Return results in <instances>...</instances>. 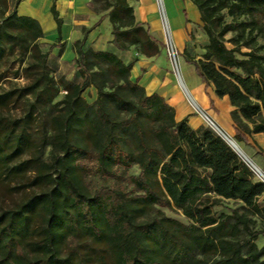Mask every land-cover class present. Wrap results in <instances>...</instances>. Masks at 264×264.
<instances>
[{
  "label": "trees",
  "instance_id": "1",
  "mask_svg": "<svg viewBox=\"0 0 264 264\" xmlns=\"http://www.w3.org/2000/svg\"><path fill=\"white\" fill-rule=\"evenodd\" d=\"M1 2L10 10L9 0ZM20 2L0 20V62L16 49L29 52L26 72L33 81L23 89L0 92V110L30 98L23 120H0V179L6 166L32 146L27 128L39 102L52 103L59 94L49 66L56 45L41 42L45 32L38 20L18 15ZM108 2L115 48L127 52L135 46L143 56L159 55L162 44L151 36L149 24L137 21L129 0ZM192 2L209 42L203 56L189 62L206 91L214 87L253 126L254 134H264V54L249 47L243 51L236 38L229 48L225 36L242 30V23H225L221 15L226 8L243 7L264 13V0ZM51 13L61 39L63 20L56 0ZM74 46L76 75L59 84L65 95L55 103L58 113L51 121L50 163L41 162L37 169L39 182L48 189L0 216V241L8 252L19 247L16 237L28 232L29 219L37 213L45 227L35 246L45 256L27 264H71L58 258L69 233L84 234L89 246L99 248L97 263L82 259L77 264H264V245L256 244L264 228L252 225L254 218L264 220V182L212 128L194 129L187 118L177 121L176 109L165 97L149 95L132 81L134 63L111 51H96L86 38ZM3 80L0 73V86ZM91 87L97 90L92 104L83 96ZM236 137L245 140L239 130ZM135 166L139 173L128 174ZM92 174L120 184L89 192L84 183ZM221 201L240 208L217 218L213 206ZM157 207L181 211L189 224L161 211L142 220Z\"/></svg>",
  "mask_w": 264,
  "mask_h": 264
},
{
  "label": "rangeland",
  "instance_id": "2",
  "mask_svg": "<svg viewBox=\"0 0 264 264\" xmlns=\"http://www.w3.org/2000/svg\"><path fill=\"white\" fill-rule=\"evenodd\" d=\"M183 1L185 4V10L183 12L181 11L180 15L177 16L176 14L173 15L171 11L175 10L176 12V10H178L176 6L170 0H163L162 4L167 21H165L163 8L159 4L158 0H129V4L133 7L137 20L143 9L147 8L151 14L154 13L155 20L158 22L162 31V35L160 37L162 46L160 48L157 62L155 63L153 61L154 65L149 68V70L152 72L150 77L153 78L155 76L154 78H160L162 75H165L161 82H163L164 87L166 86V94L168 96L178 94L180 97L186 100V102L193 106L194 104L187 96L185 89L188 88L192 94H195L196 92L202 91L205 87V84L197 76L194 66L191 65L189 61L200 59L203 56L205 47L209 40L204 31V24L202 21L199 25L192 28L191 30L186 28L187 23L185 18H187L190 13V9L187 6L193 4V2L192 0ZM108 3V0H95L93 9L99 14L103 13L107 8ZM226 3L233 5L231 0H226ZM9 5L10 10L7 11L0 0V20L3 15H6L14 10L15 5L11 3H9ZM196 11L197 15H199L198 9ZM221 15L223 16L225 23H242V30L238 32H229L225 36V40L229 48L234 47V44L231 41L232 39L236 38L237 41L241 43L240 45L243 51H248V48L246 47H249L253 48V50L259 54H264V13H251L250 11H247L245 7H243L242 9L232 10L226 8L221 11ZM175 20L178 22L179 25H177V27L181 32V37H179V39L175 34V27L173 26V22ZM167 26L170 29V34L167 31ZM244 29L245 32H242ZM170 40L176 46L179 54L178 62L184 86H182L180 83L177 71L175 72V66L169 58L168 43ZM47 42H50V39H48ZM99 47L103 48V46ZM46 48L47 47H45V49ZM106 49L112 51L115 50L113 46L111 48L108 46ZM130 49L132 53H138L140 55L138 50L139 47L134 46ZM23 51L24 50L16 49L14 52L9 53L8 56L0 62V73L4 75V80L0 86V92L13 89H23L33 81V78L26 72L30 54L29 52ZM23 53H25V56H23ZM117 53H120V51H117ZM68 60L69 64L73 63L71 58ZM51 70L53 76L58 82L57 86L59 87V94L52 103H49L47 99H42L39 102L38 109L33 114L31 126L27 128L32 146L26 149L22 155L14 160V162L6 166L3 171L2 177L0 179V216L7 211L21 208L22 205L25 204L30 198L48 189V185L46 183L39 182L37 178V169L41 162L50 163L52 148L50 143L53 140L54 135L51 129V121L52 118L58 113V110L55 108V103L65 95V89L59 84L62 78H67L69 75H71L70 72H67L66 76H61V74L57 73L53 69ZM165 77L172 79L173 82H167ZM208 92L213 94L212 88H209ZM83 96L88 103L92 104L97 99V90L91 87L86 90ZM28 101H30L29 97L21 98L17 103H13L9 109L0 110V120L4 123L6 122L7 124H9V121L19 119L23 120L25 115L28 113L30 103ZM217 108L219 110L217 116L212 111H209L205 114H207L214 124L228 137L235 139L230 128L233 126L235 121L233 113L237 111L229 103L228 99L218 100ZM181 109V106H179V117L181 115ZM197 112L202 123L218 133L198 109ZM22 125L23 124H20L21 127ZM262 158H258L253 162L255 164L258 163L263 167V170L261 171L264 174V159L261 160ZM251 169L254 172L256 178L264 182L263 177L254 168ZM139 171V168L135 166L133 169L128 171V174L137 175ZM119 184L120 183L115 180L102 179L94 174L86 177L84 183L89 192L92 193L101 187L111 189L118 187ZM126 185L127 184H125V186ZM128 189L129 191L132 190L130 187ZM261 205H264V200L261 202ZM233 208H240V204L232 201H221L218 205L213 206V212L217 218H220L224 214L229 215L231 213V209ZM160 211L168 217L176 219L181 223L189 224V220L183 215L181 211L159 207H157L149 215L142 218V220H149L156 216H160ZM254 221L255 222L252 224L254 227L257 229L264 228V220H257L254 218ZM44 227L45 224L42 216L36 213L29 219L28 232H22L16 237L19 247L11 251L13 253H9V250H7L5 247V243L0 241V264H27V262L30 260L33 261L45 256L42 250H39L35 246V244L43 235ZM87 240H89V238L84 234L69 233L66 239H63V241L60 243L58 258L67 260L71 264H77L78 262H81L82 259L84 261L86 260V263H97L98 255L100 253L99 248L95 245L89 246ZM256 244L258 247H262L264 245V237H260L256 241ZM17 253H20L24 257H18Z\"/></svg>",
  "mask_w": 264,
  "mask_h": 264
},
{
  "label": "crops",
  "instance_id": "3",
  "mask_svg": "<svg viewBox=\"0 0 264 264\" xmlns=\"http://www.w3.org/2000/svg\"><path fill=\"white\" fill-rule=\"evenodd\" d=\"M16 1L17 0H9V3L15 5ZM170 1L178 9L176 10V12L175 10H171L173 15L176 14L178 16L180 15L181 11L183 12L185 10V4L183 0ZM54 2L55 0H21V2L16 6V10L19 16L32 17L38 20L39 22L40 17L46 19V22L48 24L47 27L40 22L45 32V37L41 40V42L47 46L56 45V47L51 51L49 56V66L51 69L61 74V76H66V73L70 72L71 75H69L66 79L72 80L76 75V54L74 50V45L77 41H82L85 38L87 39V42L91 45V47H93L95 50L97 49L96 51H111L114 53H117V51H119L115 48L112 42L113 33L112 23L108 17L109 10H105L103 13L99 14L93 9L95 5V0H56L57 10L61 19L63 20L61 39H59V35L57 32V24L51 13V8ZM187 7H189L190 9V13L188 17L185 18V21L187 23L186 28L188 30H191L192 28L200 24L201 14L199 12V15H197V8L194 4H190ZM101 17H104V19L97 26V23L99 22ZM137 21L149 24L151 36L162 44L160 38L162 35V31L158 22L155 20L154 13L151 14V12H149L147 8L143 9ZM177 25L179 24L175 20L173 22V26L175 27V34L179 39V37H181V32ZM48 39H50V42H47ZM99 46H103V48H100ZM108 46L110 48L113 46L115 50H107L106 48ZM117 54L126 63H134L133 70L131 72L132 81L139 82V84L146 89V92L149 95L153 93H158L161 96L165 97L168 102L175 107L177 121H182L187 118L188 123L194 129H197L200 126L206 127V125L202 123L198 115L197 109L194 105H190L178 94L171 96H168L166 94V86L164 87L163 82H161L165 75H162L160 78H154L155 76L153 78L150 77V74L152 72L149 70V68L154 65L153 61L155 63L157 62L158 55L154 57H146L142 54L139 55L138 53H132L131 50L127 52L120 51V53ZM70 58L71 61H73L72 64L68 63V59ZM165 79L167 80V82H173L172 79H168L167 77H165ZM209 88H212L214 95L208 92V90L206 91L205 87L202 91L196 92L195 94H192V92H190L188 88L186 90L191 95V97L194 98V101L204 113L212 111L217 116L219 112L217 108L218 100H225L227 98L218 97L215 94L214 87L210 86ZM211 101L214 102V106H211ZM179 106H181L182 108L180 117L178 115ZM233 115L235 121L230 129L231 132L234 134L235 139H233L238 144L240 152L243 153V155H245V157H247L252 162L262 157L263 158L261 160H263L264 154L259 152L255 144H257L258 147L264 150V134H254L252 132L253 126L249 122H247L240 115L239 112H234ZM237 130H239L245 136V140L240 141L237 139ZM233 150L246 163V159L241 156L235 149ZM255 165L258 169L263 170V167L258 163H256Z\"/></svg>",
  "mask_w": 264,
  "mask_h": 264
},
{
  "label": "built area",
  "instance_id": "4",
  "mask_svg": "<svg viewBox=\"0 0 264 264\" xmlns=\"http://www.w3.org/2000/svg\"><path fill=\"white\" fill-rule=\"evenodd\" d=\"M158 1H159V4L163 8V14H164V17H165V21H167L166 14H165V11H164V7H163V4H162L163 3V0H158ZM166 24H167V22H166ZM167 31L170 34V29H169L168 26H167ZM168 52H169V58H170L171 62L173 63V65L175 66V72L177 71V75L179 76L180 83L182 84V86H184L183 81H182V76H181V73H180L179 62H178V60H179V54H178V51H177L176 46L174 45V43L171 40L168 43ZM204 117L215 128L214 122L208 116L207 117L204 116ZM244 158L246 159V164L250 168H254L263 177V179H264V174L262 173V171L260 169H258L257 166L251 160H249L247 157H244Z\"/></svg>",
  "mask_w": 264,
  "mask_h": 264
},
{
  "label": "water",
  "instance_id": "5",
  "mask_svg": "<svg viewBox=\"0 0 264 264\" xmlns=\"http://www.w3.org/2000/svg\"><path fill=\"white\" fill-rule=\"evenodd\" d=\"M187 96L189 97L190 100L193 101L192 97L190 96V94L188 93V91L185 89ZM193 104L195 105V107L204 115L207 117V114H205L196 104L195 101H193ZM215 125V124H214ZM215 129L217 130V132L219 133V135H221L223 137V139L233 148L235 149L241 156L245 157L243 155V153L240 152V150L233 144L232 141L228 140V137L215 125Z\"/></svg>",
  "mask_w": 264,
  "mask_h": 264
},
{
  "label": "bare ground",
  "instance_id": "6",
  "mask_svg": "<svg viewBox=\"0 0 264 264\" xmlns=\"http://www.w3.org/2000/svg\"><path fill=\"white\" fill-rule=\"evenodd\" d=\"M40 22H41L44 26H46V27L48 26V24H47L45 18L40 17ZM191 101H192V100H191ZM193 101H194V98H193ZM193 101H192V102H193ZM227 137H228V136H227ZM228 140L232 141L233 144L239 149L238 144H237L233 139H231L230 137H228Z\"/></svg>",
  "mask_w": 264,
  "mask_h": 264
}]
</instances>
